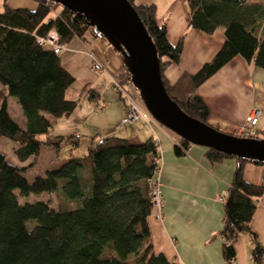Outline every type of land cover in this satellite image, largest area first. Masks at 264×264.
Instances as JSON below:
<instances>
[{
  "label": "trees",
  "instance_id": "16d2710c",
  "mask_svg": "<svg viewBox=\"0 0 264 264\" xmlns=\"http://www.w3.org/2000/svg\"><path fill=\"white\" fill-rule=\"evenodd\" d=\"M33 1L36 5L32 9L3 6L0 11V83L6 90L0 103V137L15 143L14 156L24 164L21 167L10 164L0 153V264H128V257H132L133 264H178L154 253L150 243L146 219L154 208L151 182L159 171L158 149L151 136L138 143L117 136H105L94 142L93 137L84 154L69 155L57 168L30 182L24 179V174L37 162L40 146L54 150L64 144L77 146L80 137L55 136L56 142L37 138L38 134L50 132L55 119L71 115L79 95H68L73 77L62 67L59 53L39 45L35 37L53 27L63 44L86 32L103 39L86 24L83 16L60 5L53 13L50 1ZM127 1L154 44L167 95L184 113L202 123H206L209 109L196 93L200 83L235 55L264 69V2L186 0L187 26L207 34L219 28L224 40L196 73H182L170 84L163 71L178 63L182 37L176 44H170L165 23L156 22L154 6ZM118 70L114 73L117 80L129 78L123 65ZM82 92L93 98L87 84L81 88ZM8 97L15 98L19 105L24 129L9 116ZM118 97L121 99L119 92ZM190 144L178 136L173 151L182 155ZM205 156L211 163L232 157L212 148H206ZM237 162L225 193L218 233L222 255L226 261H232L234 243L239 235L247 234L253 244L252 264H263L264 251L249 223L255 201L264 191V172L261 184L247 183L242 179V165L249 161L237 158ZM253 164L264 167L263 163ZM84 169L88 174L86 180L80 175ZM14 191L22 197L59 193L75 206L55 210L41 201L19 204ZM30 221L33 225L29 228ZM105 249L112 255L103 257Z\"/></svg>",
  "mask_w": 264,
  "mask_h": 264
},
{
  "label": "crops",
  "instance_id": "0c3cea01",
  "mask_svg": "<svg viewBox=\"0 0 264 264\" xmlns=\"http://www.w3.org/2000/svg\"><path fill=\"white\" fill-rule=\"evenodd\" d=\"M28 1L31 0H23L25 4H29ZM8 2L9 0H0L2 9L3 6L9 8ZM133 3L154 6L156 22L165 23L166 39L170 44H176L182 37L178 63L170 64L163 71L164 78L170 84L182 73H196L212 58L224 40L223 32L219 28L207 34L187 26L186 0H133ZM35 5L34 2L33 5L25 7L32 9ZM64 45L65 48L59 53L62 67L73 77V82L68 87V95L78 96L81 88L87 84L88 89L94 93L91 100L96 104L103 96L99 90V74L104 73L108 78L110 75L114 76L104 64L105 52L115 51L105 40L94 38L87 32L79 37L73 36ZM117 57L121 65L118 54ZM91 60L99 63L101 69H92ZM196 93L209 109L206 118L208 125L233 134L243 123L248 112L256 109L257 122L247 127L253 135L260 138L258 135L261 134L264 138V69L235 55L200 83L196 87ZM84 95L88 97V94ZM124 107L122 101L119 120L124 115ZM146 123L159 151L157 180L161 194V217L157 219L156 209L152 208L146 219L154 253H160L168 261L178 264H252L250 253L253 244L249 235L238 236L233 246L234 258L230 262L222 255V241L218 236L223 216V204L218 201V197L225 194L231 184L238 165L237 158L226 157L218 163H211L205 156L206 147L195 144L188 145L182 155H177L173 151V145L178 139L171 137L158 124ZM18 126L24 129L25 124ZM87 133V125L82 119L78 124L67 125L55 136H80ZM55 136L44 135V140L56 142ZM142 137L136 134L122 136L134 143L140 142ZM100 138L102 137L96 136L93 141ZM88 145L89 143L80 149V155L86 152ZM63 162L65 159L61 163L51 164L53 166L44 169L42 175ZM263 172V166L251 162L242 165V179L247 183L261 184ZM255 205L249 228L264 251V191L255 201Z\"/></svg>",
  "mask_w": 264,
  "mask_h": 264
},
{
  "label": "water",
  "instance_id": "95a60500",
  "mask_svg": "<svg viewBox=\"0 0 264 264\" xmlns=\"http://www.w3.org/2000/svg\"><path fill=\"white\" fill-rule=\"evenodd\" d=\"M83 16L118 53L121 65L147 112L160 125L191 144L264 164V138L238 137L184 113L167 95L154 44L127 0H47Z\"/></svg>",
  "mask_w": 264,
  "mask_h": 264
},
{
  "label": "rangeland",
  "instance_id": "374dc122",
  "mask_svg": "<svg viewBox=\"0 0 264 264\" xmlns=\"http://www.w3.org/2000/svg\"><path fill=\"white\" fill-rule=\"evenodd\" d=\"M27 3L29 4H25L23 0H9L7 5L9 8L11 7L27 8L25 7L26 5L34 4L32 0L28 1ZM57 8H58V4L51 2L50 10L53 13H55V9ZM1 9H2V6L0 5V10ZM117 54H118L117 52L112 53V51H109V53L105 52L106 60L104 61V64L113 73H115L116 71L118 72L119 71L118 69L121 68V65H119L120 62L118 60ZM98 83L100 85L99 90H101V94H103V96L101 97V100H97L96 102L103 101L104 107L94 112L93 109L95 107L94 105L95 102L89 99L87 96H85L84 95L86 94L85 92H82L81 94L79 92L78 102H77V105L71 117L55 119L52 129L50 130L48 134L50 137H54L58 131H61L67 125H70L72 123L78 124L79 121H81L82 119L85 121L87 125L88 133L80 135L79 143L77 146L64 144V145H61L57 150H54L52 147H48L44 145L40 146L36 165L31 170H29L27 173L24 174V179L27 182H30L34 177L42 176L43 170L51 168V166H53L51 164L61 163L62 161H64V159L65 161H67L69 155H80L79 154L80 149L85 147V145L89 143L93 137H96V136L103 137L105 135H111V136H117V137L118 136L122 137L124 135L125 137H129L131 135L136 134L139 137L143 136L140 141L142 142L146 138L151 136L149 125L141 117L137 118L134 122H132V124L123 125L122 128H120L118 124L120 121L119 114H120V104L122 103V101L118 97V89H115L110 85L109 78L104 73L99 74ZM126 87L134 95L138 96L137 90L133 87L131 83L126 84ZM72 94H76V93L72 92ZM5 95H6L5 87L0 83V103H1L2 98ZM140 105L144 108L141 101H140ZM145 111L147 110L145 109ZM7 112L9 116L11 117V119L17 125L24 124V117L21 114L20 107L16 103L15 98L13 97L7 98ZM157 124L159 127H163L158 122ZM163 128L164 130H166V132L169 133L171 137L178 139V136L175 133L171 132L165 127ZM258 136L262 138L261 134ZM37 138L44 140V134H38ZM14 145L15 143L9 140L8 138L0 137V153H2L5 156V158L10 164L17 165V166L24 165L18 162L17 159L15 158L13 150H12V147ZM80 175L82 179L86 180L88 177L87 170L84 169ZM14 194L16 195L17 201L19 204H24V203L31 204L34 202L41 201V202H46L51 208L55 210L73 208L75 206L74 203L71 204L67 202L65 199H63L59 193L28 194L27 196H23V197L19 196L17 191H14ZM32 225H33V222L31 221L27 223V226H29V228L32 227ZM102 255L103 257H109L112 255V252L109 249H105ZM128 264H133L132 257L128 258Z\"/></svg>",
  "mask_w": 264,
  "mask_h": 264
},
{
  "label": "built area",
  "instance_id": "2783aa9c",
  "mask_svg": "<svg viewBox=\"0 0 264 264\" xmlns=\"http://www.w3.org/2000/svg\"><path fill=\"white\" fill-rule=\"evenodd\" d=\"M35 40L39 45L52 48L53 52L56 54L60 53V51L65 48V45L59 42L57 31L53 27L49 28L45 32V34L36 36ZM91 68L94 70H99L101 69V65L91 60ZM109 81H110V85L113 88L118 89L120 97L124 102V106H125L124 115L122 116L118 124L119 127H122L123 125H130L139 117L143 118L146 122L157 124V121L153 119V117L147 111H145V109L140 105V99L138 98V96L134 95L129 89H127L126 84L130 83L129 79H124L123 82H120L114 76L110 75ZM103 107H104L103 101H98L95 104L93 110L95 112L98 109H102ZM257 119H258V111L256 109H251L246 115L243 123L240 125V127L237 130H235L233 134L238 137L251 136L253 132L250 129H248L247 126H253L254 124H256ZM153 141L155 144L157 143L155 139H153ZM156 162L157 164L159 163V151ZM151 184H152L151 202L153 207L156 209L155 217L157 219H160L161 194L159 190L157 174L156 177L154 178V181H152ZM224 197L225 194L220 195L218 197V201L221 204H223L224 202Z\"/></svg>",
  "mask_w": 264,
  "mask_h": 264
}]
</instances>
